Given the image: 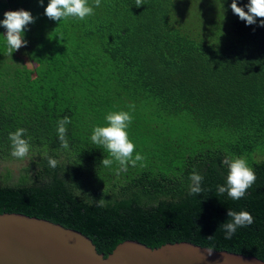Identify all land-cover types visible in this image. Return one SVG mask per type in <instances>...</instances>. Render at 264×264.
I'll list each match as a JSON object with an SVG mask.
<instances>
[{
  "label": "trees",
  "instance_id": "16d2710c",
  "mask_svg": "<svg viewBox=\"0 0 264 264\" xmlns=\"http://www.w3.org/2000/svg\"><path fill=\"white\" fill-rule=\"evenodd\" d=\"M4 1L0 21L23 9L34 23L26 26V45L11 55L0 25V160H28L24 169L35 177L0 183V212L77 229L106 256L132 239L152 247L190 241L264 259L261 18L247 25L218 9L216 19L205 20L187 0H144L140 7L135 0H101L99 7L88 0L93 15L58 22L45 15L50 0ZM129 105L133 157L145 159L117 173L118 163L101 164L112 157L91 135L107 125L109 112ZM65 116L68 150L57 133ZM18 128L30 144L22 160L11 155L9 140ZM45 153L58 161L55 169ZM226 157H250L256 175L240 200L216 192L226 183ZM193 171L204 176L196 196L188 194ZM229 209L250 212L254 222L225 239Z\"/></svg>",
  "mask_w": 264,
  "mask_h": 264
},
{
  "label": "clouds",
  "instance_id": "9594fccd",
  "mask_svg": "<svg viewBox=\"0 0 264 264\" xmlns=\"http://www.w3.org/2000/svg\"><path fill=\"white\" fill-rule=\"evenodd\" d=\"M43 5V0H39ZM101 0H95V7H99ZM144 4V0H135V6L140 7ZM248 11L240 7L237 0H232L231 9L235 15L245 21L247 25L256 23L257 18L260 19V26L264 27V0H249L246 5ZM94 14V7L88 4V0H50L45 9V15L52 20L60 22L62 19L78 18L84 20L86 17ZM34 23V17L30 11L15 10L4 13V19L0 21L6 30V44L8 53L11 55L14 51L26 45L27 41L23 39L26 26ZM135 111L134 105H129V110L109 112L106 116L107 125H97L92 132V143L102 146L108 151L112 159L104 158L101 164L105 167H111L114 162L118 163L119 168L117 173L126 171L128 166L135 167L138 162H142L145 158L139 152H135V144L129 139L127 129L133 121L132 112ZM70 119L65 116L58 121L57 133L61 142V147L65 150L69 149V142L66 139L67 125L70 124ZM27 130L25 128H18L16 131L9 133V140L11 141V155L17 159H24L30 149V144L24 138ZM45 157L48 160V166L55 169L58 161L51 156ZM228 166V175L225 184H218L216 186L217 195L227 194L233 200H240L243 198L247 190L255 183L256 175L252 168L247 164L243 157H226L223 161ZM191 183L189 185V195L196 196L204 192L202 182L204 176L199 172L193 171L189 177ZM98 207L104 206V199L101 198L96 201ZM227 216L229 221L223 223L221 226L224 230L225 239H231L238 228L250 226L253 222V216L248 211H235L229 209ZM209 239L212 236L208 237ZM214 248H208V255H212Z\"/></svg>",
  "mask_w": 264,
  "mask_h": 264
},
{
  "label": "water",
  "instance_id": "95a60500",
  "mask_svg": "<svg viewBox=\"0 0 264 264\" xmlns=\"http://www.w3.org/2000/svg\"><path fill=\"white\" fill-rule=\"evenodd\" d=\"M190 241L158 247L119 243L107 256L83 232L46 218L0 212V264H264L257 256L215 250Z\"/></svg>",
  "mask_w": 264,
  "mask_h": 264
},
{
  "label": "rangeland",
  "instance_id": "374dc122",
  "mask_svg": "<svg viewBox=\"0 0 264 264\" xmlns=\"http://www.w3.org/2000/svg\"><path fill=\"white\" fill-rule=\"evenodd\" d=\"M223 1L222 0H187V3L190 5L191 9L193 8L194 13H201L202 18H205V20H211L213 18L216 19L215 10L220 9L222 11V13L228 12L230 10L232 11V9H231L232 0H223ZM4 2H5L4 0L0 1V9H1ZM237 3L240 7H243L245 9V11L248 10L246 5L249 3V0H242L240 3L237 1ZM212 4H214L217 9L211 7ZM224 7L225 8L227 7V9H224ZM20 53H22V52L20 51ZM23 59H24V63L27 64L28 66L32 67L35 65L33 62H30L26 57H24ZM139 143H140V141H139ZM243 158L247 161V163L249 161H251L250 157H243ZM0 163H2L1 160H0ZM21 163H24V161H18L15 163V165H13L10 168V173L12 174V179L10 181L11 183L16 182L17 176H19L18 174H20L23 171L20 168ZM6 174L7 173L5 172V168H1V166H0V180H5L7 177ZM0 183H2V181H0Z\"/></svg>",
  "mask_w": 264,
  "mask_h": 264
},
{
  "label": "flooded vegetation",
  "instance_id": "af4514ba",
  "mask_svg": "<svg viewBox=\"0 0 264 264\" xmlns=\"http://www.w3.org/2000/svg\"><path fill=\"white\" fill-rule=\"evenodd\" d=\"M2 161V160H1ZM18 161H2V163H0L1 168H5V172L6 174V179L5 180H0L3 183H8V184H14V183H18L20 182L24 177H28V182L33 180L34 176V171L32 170H25V166H27L29 164L28 160H24V163L20 164V168L23 170L20 174H18L19 176H17V180L16 182H10L12 179V174L10 173V168L15 165V163ZM4 173V172H3Z\"/></svg>",
  "mask_w": 264,
  "mask_h": 264
}]
</instances>
